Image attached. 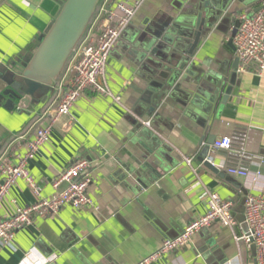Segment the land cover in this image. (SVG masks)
Wrapping results in <instances>:
<instances>
[{
  "label": "crops",
  "instance_id": "crops-1",
  "mask_svg": "<svg viewBox=\"0 0 264 264\" xmlns=\"http://www.w3.org/2000/svg\"><path fill=\"white\" fill-rule=\"evenodd\" d=\"M62 1L0 0V63L33 50ZM263 2L146 0L109 57L105 82L113 96L87 90L68 116L57 119L50 143L28 166L41 197L49 198L59 175L87 159L93 204L34 216L17 233L15 249L0 244V264H138L207 213V192L231 201L236 217L249 195H261L264 71L256 65L242 71L240 63L232 85L238 56L228 43L240 15L258 12ZM198 27L204 37L187 61ZM34 116L0 110L5 162L16 163L14 154L25 151ZM48 118L40 125L55 115ZM213 136L231 138L234 150L245 139L251 158L243 165L262 172L258 183L228 174L224 159L227 165L239 159L226 150L214 153L213 145L209 157L217 171L200 161ZM38 200L19 180L0 202V217ZM245 224H213L153 264H256L255 246L238 240L248 232Z\"/></svg>",
  "mask_w": 264,
  "mask_h": 264
},
{
  "label": "built area",
  "instance_id": "built-area-1",
  "mask_svg": "<svg viewBox=\"0 0 264 264\" xmlns=\"http://www.w3.org/2000/svg\"><path fill=\"white\" fill-rule=\"evenodd\" d=\"M145 1H101L90 26L60 76L54 99L50 104V101L48 102L39 118L30 127L33 136L25 145V151L14 154L16 163L5 162L3 158H0V176L3 177V182L0 184V202L7 197L13 185L19 180L25 181L39 198L32 206L17 208L9 218L0 217L1 245L15 249L17 233L30 225L34 216L46 217L58 213L66 206L81 210L93 204L88 195L92 179L89 173L91 163L87 159L74 161L59 175L53 183L56 192L49 198L41 197L42 187L31 175L28 166L39 151L50 143L53 125L57 119L68 116L87 90L98 95L113 96L105 82L109 57ZM238 20L240 26L234 38V46L241 63V70L247 71L251 65H256L258 72L262 73L264 71V2L258 12H244ZM114 99L120 102L119 97ZM51 113L55 115V118L50 119L47 126L40 125L42 121L49 120ZM146 124L150 126V122ZM244 141L245 139H242L240 147L234 150L232 139L221 137L215 140L212 149L214 153L226 150L231 155H235L239 159L238 165H227L226 159L223 161L228 174L249 179L256 184L262 172L251 173L243 165L251 158ZM186 161L191 164L192 159ZM208 161L212 162V159L209 157ZM207 200L208 211L204 216L191 222L177 238L166 240L159 251L138 264H153L167 254L184 248L197 233L213 224L234 229L238 220L233 203L213 192H207ZM245 223L248 226V232L238 240L253 244L256 248V264H264V192L259 196L247 197Z\"/></svg>",
  "mask_w": 264,
  "mask_h": 264
},
{
  "label": "water",
  "instance_id": "water-1",
  "mask_svg": "<svg viewBox=\"0 0 264 264\" xmlns=\"http://www.w3.org/2000/svg\"><path fill=\"white\" fill-rule=\"evenodd\" d=\"M101 1L63 0L52 16L51 22L37 37L35 48L0 63V110L27 116L41 114L46 104L55 95L60 76L86 33ZM239 26L240 22L237 20L228 43L233 50H236L234 38ZM203 37V31L198 27L185 53L187 61L194 57ZM239 64L240 60L237 58L233 64L232 85L238 77ZM182 69H185V65ZM230 93L231 90L227 92L228 96ZM215 140V136L210 138L201 153L200 161L216 172L217 169L213 163L208 161L211 146ZM244 212L245 205H242L238 210L240 215L237 216V220L245 224ZM246 229L248 230L247 225Z\"/></svg>",
  "mask_w": 264,
  "mask_h": 264
},
{
  "label": "trees",
  "instance_id": "trees-1",
  "mask_svg": "<svg viewBox=\"0 0 264 264\" xmlns=\"http://www.w3.org/2000/svg\"><path fill=\"white\" fill-rule=\"evenodd\" d=\"M99 8V7H98ZM98 10V9H97ZM92 22V21H91ZM90 26V25H89ZM72 57V56H71ZM70 57V58H71ZM70 60V59H69ZM69 60H68V62H69ZM68 62H67V64H68ZM67 64H66V66H67ZM66 66H65V68H66ZM63 73V72H62ZM54 99V96L52 97V99L50 100V102H49V104L52 102V100ZM4 148V147H3Z\"/></svg>",
  "mask_w": 264,
  "mask_h": 264
}]
</instances>
